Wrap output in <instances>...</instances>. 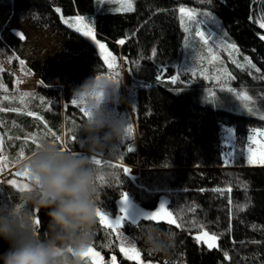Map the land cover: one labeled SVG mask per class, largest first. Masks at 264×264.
I'll return each mask as SVG.
<instances>
[{
	"label": "trees",
	"instance_id": "obj_1",
	"mask_svg": "<svg viewBox=\"0 0 264 264\" xmlns=\"http://www.w3.org/2000/svg\"><path fill=\"white\" fill-rule=\"evenodd\" d=\"M138 1L134 0V10H113L111 4L101 0H0V11L9 12L18 23L0 24V49L17 54L25 41V31L19 23L27 22L40 30H55L62 38L65 58L79 62L70 80L61 65L51 59L30 62L29 70L47 87H62L60 97L46 90L21 93L15 87L14 75L9 71L2 73L8 92L0 93V131L7 158L15 164L22 147L26 157L31 155L35 151L32 139L45 133V122L52 133L67 141L69 149L79 150L70 137L85 117L80 107L70 103L72 91L93 76L97 68L102 72L109 70L95 44L63 22L56 11L58 5L65 16L83 17L117 58L127 59L125 65L134 83L131 101L136 135L118 145L115 156L101 159L99 167L111 175L100 181L99 207L115 218L121 214L120 192L126 191L139 207L151 212L167 201V210L181 224L177 228L164 221L141 220L135 226L136 223L125 221L117 231L128 240H135L141 261L146 263L264 264V166H247L244 162L248 137L264 129V117L215 108L204 102L203 87L209 83L196 78V82L188 84L190 73L180 74L187 83L158 80L164 66L168 68L165 81L176 74V63L183 60L184 49L180 42L176 55L164 50L165 41L153 23L151 8H146L152 35L146 47L139 31ZM167 1L207 10L219 20L240 54L237 63H222L223 78L231 79L236 89L246 92L264 110V40L260 39L264 34L260 27L264 22V0ZM121 39L124 44L118 43ZM249 60L259 72L249 65ZM120 93V108L124 109L123 83ZM226 125L233 126L236 135L232 165H226L221 155L222 127ZM44 139L53 137L46 135ZM128 147L133 151L128 152ZM110 164L118 167H109ZM123 167L131 169V173H124ZM3 185L0 202L3 195L10 203L15 201L14 190ZM39 218L38 228L43 231L48 221L45 210L39 212ZM148 225L173 234V248L168 255H149L144 250L142 234ZM204 232L218 237L216 247L208 248L203 241L197 243L194 237ZM119 242L117 233L104 229L98 220L94 247L104 254V264H111L112 255H116L117 264H138L120 252ZM7 248L8 244L0 238V253Z\"/></svg>",
	"mask_w": 264,
	"mask_h": 264
},
{
	"label": "clouds",
	"instance_id": "obj_2",
	"mask_svg": "<svg viewBox=\"0 0 264 264\" xmlns=\"http://www.w3.org/2000/svg\"><path fill=\"white\" fill-rule=\"evenodd\" d=\"M122 83L97 68L72 91L71 100L87 113L75 128L79 150L43 140L23 162L28 188L15 202H0V238L8 244L0 264H85L83 253L95 244L100 178L111 175L94 158L115 156L129 135V120L118 112ZM41 210L48 217L43 231L35 224ZM142 239L149 255L173 248V234L155 225L145 227Z\"/></svg>",
	"mask_w": 264,
	"mask_h": 264
},
{
	"label": "rangeland",
	"instance_id": "obj_3",
	"mask_svg": "<svg viewBox=\"0 0 264 264\" xmlns=\"http://www.w3.org/2000/svg\"><path fill=\"white\" fill-rule=\"evenodd\" d=\"M101 1L111 4L113 10H127L123 7V5L129 2L132 3L133 6L135 4L134 0ZM55 6L56 9H60L58 5ZM137 8L140 15L139 31L141 32L142 40L145 42L146 47L150 43V38L152 36L149 28V17L147 16L146 8H151L153 10V23L158 27V31L163 35L165 41L164 50L168 54L176 55L179 51V43H182V49H184L183 60L180 61V63H176V66L178 67V70L182 71L191 67L196 69L197 76L191 77V79L187 81L188 84L192 85L196 82V78H201L202 81L209 83L203 87V93L205 95L204 102L210 103L215 108H222L238 113L254 115L260 118L264 117V110L259 108L258 103H253V100L251 99H241V95L248 94L244 91L236 89L233 86L231 79L226 81L223 78L225 66H222V63L227 61H235V63H237L240 54L238 48L233 50L229 47V45L234 43L229 38L225 28L221 26L219 20L212 13L201 8L180 6L167 0H139ZM180 8H184L186 10L184 14L179 12ZM59 13L61 14L62 20L65 24L69 26L71 25L70 27L76 30L79 28V32L82 34L85 30H93L83 17L78 15L65 16L61 9ZM205 13L207 14L204 15ZM79 18H83L82 22H78ZM65 21H68V23ZM197 22H199V24ZM0 24L15 26L18 23L13 19L9 12L0 11ZM19 25L25 31V41L20 51L17 54L11 55L6 53L3 49H0V93L6 95L8 92V86L2 78V73L9 71L14 75L15 87L21 93H33L40 90H46L51 95L60 97L62 87H47L29 70L30 62L38 58L51 59L59 63L63 70L69 74L68 80L71 79V74L77 69L79 62L74 58H65L64 53L61 50L62 38L55 30H40L27 22L19 23ZM197 29L205 31L206 34L210 35V43L217 41L218 47L214 48L213 53L208 52V46L200 43L198 39H193L194 33ZM94 34L101 43L106 45L107 52L111 53L109 62H112L113 57L115 58L113 69H109L106 73H115L116 79L123 80L126 103L124 105V109L120 108L121 104L119 105L118 112L125 114L126 118H128L129 123L134 129L133 138L136 135V117L134 105L131 101V96L134 94V83H131V72L125 65L127 59L123 56L117 58L107 46L105 41L99 39L95 32ZM261 36H264V34ZM85 37L95 44L98 53L100 54V49L95 41H93L90 36ZM191 42L195 43L194 49H186L185 45L191 44ZM181 77L182 76L180 75L179 81L187 83ZM229 89H231V91H229ZM212 93H215V97L212 96ZM238 93L240 95H237ZM221 144V155L224 163L226 165H232L234 162L235 150L237 148L236 135L233 126L226 125L222 127ZM262 153H264V129L258 130L249 135L248 142L244 149L245 165L264 166V163L257 162ZM249 156H251L252 163L248 162ZM97 158L103 159L101 156H97ZM25 160L26 159L20 160L15 164H11L9 162L5 153L3 137L0 131V185L4 184L7 187L12 188L15 193L19 192L16 188L9 185L7 180L15 178L18 183L24 182L23 176L17 178L14 176V173L17 171L22 172L21 166ZM132 170L135 171L136 168ZM4 185L2 187H4ZM15 193L14 197H16ZM2 200L9 202L5 195H3ZM15 201L12 199V202ZM198 235L202 237V241H208L209 237L212 236L209 233L208 235H205V232ZM210 242L214 245L216 244V240H212ZM122 254L124 255V253ZM139 262L142 264L145 263L141 260Z\"/></svg>",
	"mask_w": 264,
	"mask_h": 264
},
{
	"label": "snow or ice",
	"instance_id": "obj_4",
	"mask_svg": "<svg viewBox=\"0 0 264 264\" xmlns=\"http://www.w3.org/2000/svg\"><path fill=\"white\" fill-rule=\"evenodd\" d=\"M208 2L211 3V0H208ZM123 7L126 8L127 10H134V6L130 2L125 4V5H123ZM56 11L59 12L60 9L57 8ZM185 11L186 10L184 8H180L179 9V12L181 14H184ZM206 14L207 13H205L204 15H206ZM82 20H83V18H79L78 22H82ZM65 22L68 23V21H65ZM197 23L199 24V22H197ZM260 27L264 28V22L260 23ZM77 31H80V29L77 28ZM83 35L84 36H90L91 39L93 41H95V43L98 45V47L100 49V55H101L104 63L107 65V68L108 69H113L114 63H115V58L113 57L112 58V62H109V58L111 56V53L107 52L106 45L104 43H101L96 38V36L94 34V31L91 30V29L85 30L83 32ZM193 39L194 40L198 39V41L200 43H202L205 46H208V52L209 53H213L214 48L218 47L217 41H215L214 43H210V35L206 34L205 31H202V30H199V29H197L195 31ZM260 39L264 40V36H261ZM118 43L124 44L125 40L121 39V40L118 41ZM185 47H186V49H189V48L190 49H194V45H192V44H186ZM229 47L231 49H233V50L237 49V45H235V44H231V45H229ZM153 55H155V51H154ZM233 62L235 63V61H233ZM248 63H249V65L252 68H255L257 72L260 71V69L256 68V65L253 64L250 60L248 61ZM181 72H183V73H191L192 77H196L197 76L196 69L194 67H191V68H189L187 70H184V71L177 70L175 75H172V76L168 77L167 81H165L164 77L168 73V68H167V66H164L163 69L160 72V75L158 76V80H160L161 82H165V83L176 84L180 80ZM109 74L112 75L114 78H116V74L115 73L110 72ZM228 75L231 76V73H229ZM181 83H183V81H181ZM229 91H231V89H229ZM237 95H240V94L238 93ZM212 96L215 97V93H212ZM241 99L250 100L251 97H249L248 95L244 94V95H241ZM70 103L72 105L79 106V104L76 101H74V100H71ZM0 110H2V109H0ZM13 110H15V109H13ZM81 111H82L83 116L85 117L87 115V113L82 108H81ZM27 114L30 115V116L34 115L33 112H28ZM38 119L42 120L43 118L42 117H38ZM44 128H45V133L41 135V138H39V139L33 138L32 139V143H33V145L35 147V150L39 148V146L41 144V141L45 140L44 137L46 135H51L53 137L52 141H54L55 143L61 145L62 147L63 146H67V141L63 140L61 138V136L56 135L55 133H52L51 130L47 128L46 122L44 124ZM133 132H134V129H133L132 125L129 124V129H128L129 135H128V139L127 140H130L132 138ZM76 139L77 138H76L75 135H72L70 137V140L72 142H76ZM127 151L128 152H132L133 148L132 147H128ZM249 151H251V150H249ZM29 156H27V157L25 156V153H24V150H23V147H22L20 149V151H19L18 157L16 158V162H19L20 160H23V159H28ZM94 161L98 165L102 164L101 159H99L97 157L94 158ZM248 162L252 163L251 156H249ZM257 162L264 163V153L261 154V157H260V159ZM109 167L116 168V167H118V165L110 164ZM123 172L126 173V174H130L131 173V169H129L127 167H123ZM114 175H115V173H114ZM14 176L17 177V178L23 176L24 182L23 183H18L17 179L10 178V179L7 180V183L9 185L13 186L14 188H16L19 192L26 190L28 188V186H29V183H30V177L27 175V173L26 172L17 171V172L14 173ZM100 179H101V181L104 180L103 177H101ZM229 191H230V189H229ZM120 195H121V202H122V205H123V207L120 209L122 214L118 215L114 219H112L108 212L101 210V208L99 207L98 210H97L98 220H99L100 225L104 229H107L110 232H116L117 235L120 237V249H119L120 252L124 253V255L126 257H128L129 259H133V260H136V261L139 262L141 260V252H140L139 249H137L135 240H131L130 241V240H128V238L126 236H123L120 232L117 231L118 229H120L122 227V223L123 222H125V221L128 222V214L127 213H128V207H129V194L126 191H122V192H120ZM229 202L231 203V201H229ZM167 205H168L167 201H162L159 204V206H158V210H154L152 212L143 213L142 214V220L155 221L156 223L164 221V222H166V223H168L170 225L174 224L177 228L181 227V224L177 223V220L173 218V213L167 210V208H166ZM140 222L141 221L136 222L135 226H139ZM40 223H41V220L39 218V212L37 211L36 212V218H35V224L38 227L40 225ZM205 235H208V233L205 232ZM194 239L197 241V243H200L202 241V237L199 236V235H196L194 237ZM216 239H218V237H216L215 235H212V236L209 237L208 241H203V242L207 244L208 248H212V247H216L217 245H214L210 241L216 240ZM104 246H106V245H102L101 247H104ZM225 256H227V253H225ZM89 257H91L92 259L88 260L87 258H89ZM83 258L85 260V264H102V260H103V257L101 255V251H96L94 249V247L90 248L87 252L83 253ZM111 264H117L116 255H112Z\"/></svg>",
	"mask_w": 264,
	"mask_h": 264
},
{
	"label": "water",
	"instance_id": "obj_5",
	"mask_svg": "<svg viewBox=\"0 0 264 264\" xmlns=\"http://www.w3.org/2000/svg\"><path fill=\"white\" fill-rule=\"evenodd\" d=\"M123 205H122V202H120V208H122ZM147 212H151V211H147V210H144L142 209L141 207H139L130 197H129V207H128V221L132 222V223H136L138 221H141L142 220V214L143 213H147ZM122 214V213H121ZM119 214V215H121ZM112 219H114L112 217ZM94 247V246H93ZM94 249L96 251H99L97 250L95 247ZM102 257H103V260H102V264L104 263V254L101 253ZM89 259L91 260L92 258L89 257ZM146 264H157V263H154V262H149V263H146Z\"/></svg>",
	"mask_w": 264,
	"mask_h": 264
},
{
	"label": "flooded vegetation",
	"instance_id": "obj_6",
	"mask_svg": "<svg viewBox=\"0 0 264 264\" xmlns=\"http://www.w3.org/2000/svg\"><path fill=\"white\" fill-rule=\"evenodd\" d=\"M158 210V209H157ZM104 261H105V259H104ZM104 264V263H103ZM138 264H142L141 262H139ZM144 264H146V263H144Z\"/></svg>",
	"mask_w": 264,
	"mask_h": 264
}]
</instances>
